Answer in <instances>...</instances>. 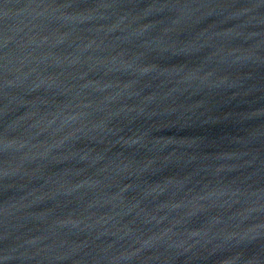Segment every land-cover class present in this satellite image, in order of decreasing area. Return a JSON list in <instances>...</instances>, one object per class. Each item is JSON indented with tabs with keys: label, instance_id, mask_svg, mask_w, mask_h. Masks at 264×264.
<instances>
[{
	"label": "water",
	"instance_id": "95a60500",
	"mask_svg": "<svg viewBox=\"0 0 264 264\" xmlns=\"http://www.w3.org/2000/svg\"><path fill=\"white\" fill-rule=\"evenodd\" d=\"M0 264H264V0H0Z\"/></svg>",
	"mask_w": 264,
	"mask_h": 264
}]
</instances>
